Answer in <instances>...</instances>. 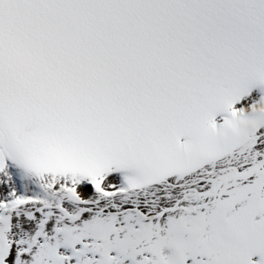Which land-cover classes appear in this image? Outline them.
<instances>
[{
	"label": "snow or ice",
	"instance_id": "6c2138e0",
	"mask_svg": "<svg viewBox=\"0 0 264 264\" xmlns=\"http://www.w3.org/2000/svg\"><path fill=\"white\" fill-rule=\"evenodd\" d=\"M0 264H264V0H0Z\"/></svg>",
	"mask_w": 264,
	"mask_h": 264
}]
</instances>
